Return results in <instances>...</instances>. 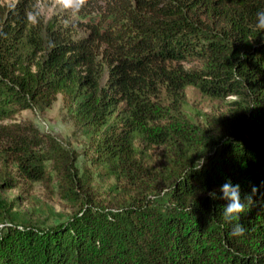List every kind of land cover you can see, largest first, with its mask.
<instances>
[{
    "label": "trees",
    "instance_id": "obj_1",
    "mask_svg": "<svg viewBox=\"0 0 264 264\" xmlns=\"http://www.w3.org/2000/svg\"><path fill=\"white\" fill-rule=\"evenodd\" d=\"M36 3L0 0V206L1 191L49 185L50 161L80 211L6 225L0 264H264V0H89L33 26ZM187 86L227 100L215 124L186 117ZM59 94L121 183L111 203L81 178L74 149L16 119ZM148 143L164 146L159 169L140 155ZM228 181L253 200L233 223ZM235 223L243 235H230Z\"/></svg>",
    "mask_w": 264,
    "mask_h": 264
},
{
    "label": "rangeland",
    "instance_id": "obj_2",
    "mask_svg": "<svg viewBox=\"0 0 264 264\" xmlns=\"http://www.w3.org/2000/svg\"><path fill=\"white\" fill-rule=\"evenodd\" d=\"M4 1L6 4H13L17 0ZM57 14L65 13L59 9H51L45 18L48 20ZM185 93L183 112L188 119L202 128L207 124H215L214 120L225 111L227 100L204 94L195 86H187ZM157 100L162 105L169 106L164 92H161ZM16 119L34 122L41 131L53 134L64 146L74 149L77 154L79 175L92 186L91 190L96 192L101 200L111 203L119 195L120 181L103 164L97 163L93 138L85 130L76 129L74 119L68 112L61 94L57 96L51 108L23 110L16 115ZM4 122L9 123L11 120ZM139 152L152 169H159L163 164L164 146L141 144ZM46 163L52 178L49 185L34 182L30 189L17 187L1 191L0 229L10 223L53 224L79 213L78 203L72 202L61 190L52 163L50 161ZM151 195L156 196L154 193Z\"/></svg>",
    "mask_w": 264,
    "mask_h": 264
},
{
    "label": "clouds",
    "instance_id": "obj_3",
    "mask_svg": "<svg viewBox=\"0 0 264 264\" xmlns=\"http://www.w3.org/2000/svg\"><path fill=\"white\" fill-rule=\"evenodd\" d=\"M89 0H37L31 11L27 12L26 20L29 24L36 26L42 19L45 18L48 11L51 9H59L63 11L67 17H75L88 6ZM256 28L259 31H264V10L256 13ZM49 47H55L54 43H50ZM220 191L222 192L221 199L228 201L223 209V219L227 223H233L238 220L239 216L249 210L253 203L251 195L241 198V189L239 184L233 185L231 181L224 183ZM253 193L257 189L253 188ZM245 232V228L240 223H235L231 229L230 235L240 236Z\"/></svg>",
    "mask_w": 264,
    "mask_h": 264
}]
</instances>
